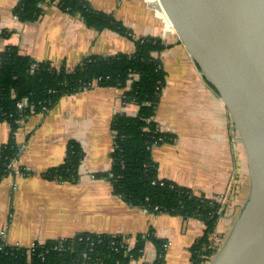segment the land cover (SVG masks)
Here are the masks:
<instances>
[{
	"label": "crops",
	"instance_id": "0c3cea01",
	"mask_svg": "<svg viewBox=\"0 0 264 264\" xmlns=\"http://www.w3.org/2000/svg\"><path fill=\"white\" fill-rule=\"evenodd\" d=\"M19 1L0 0V53L13 46L37 63L71 70L88 57L134 52L132 39L110 30L97 32L55 5L43 6L35 22H19L13 15ZM85 1L121 22L134 38L159 37L168 46L158 55L166 83L153 121L175 140L152 147V160L159 179L196 196L223 199L228 193L220 226L229 230L246 197L249 178L242 145L223 102L165 19L145 0ZM126 88L93 85L20 121L13 136L20 149L14 168L25 171L9 172L0 180V234L5 245L29 249L35 243L90 233L119 235L132 246L136 236L153 231L168 243L164 264H189L190 248L204 234L201 221L132 207L114 194L108 179L97 176L108 173L112 165L113 116L138 113L134 104L122 103ZM9 139L10 126L0 120V149ZM70 142L83 152L76 178H47L50 169L63 164ZM155 259L154 245L146 243L142 258L130 264H151Z\"/></svg>",
	"mask_w": 264,
	"mask_h": 264
},
{
	"label": "trees",
	"instance_id": "16d2710c",
	"mask_svg": "<svg viewBox=\"0 0 264 264\" xmlns=\"http://www.w3.org/2000/svg\"><path fill=\"white\" fill-rule=\"evenodd\" d=\"M49 5L80 17L87 27L97 32L110 30L132 39L134 52L88 57L71 70L37 63L13 46L0 53V120L10 126V139L0 149V180L10 172L7 166L18 153L13 136L20 121L30 112H39L44 107L50 109L61 97L89 89L94 82L101 87L126 88L130 76L136 75L137 80L124 90L122 102L137 106L138 113L113 116L112 165L108 173L97 176L108 179L114 194L132 207L156 215L165 213L201 221L205 226L204 234L191 246L189 264L209 263L218 250L212 239L216 236L218 221L225 214L228 193L220 203L159 179L151 156L152 147L175 140L173 134L160 132L153 121L166 83L158 55L168 46L159 37L134 38L121 22L93 10L85 0H20L13 15L22 23L35 22L42 15L43 6ZM24 98L27 106L21 109L18 104ZM67 146L63 164L50 169L45 174L47 178L61 181L76 178L83 152L75 142ZM125 239L119 235L83 233L72 239L35 243L29 249L2 246L0 242V264H130L142 258L146 243L154 245L156 251V259L151 264H164L168 243L158 239L153 231L136 236L129 250L125 248Z\"/></svg>",
	"mask_w": 264,
	"mask_h": 264
},
{
	"label": "water",
	"instance_id": "95a60500",
	"mask_svg": "<svg viewBox=\"0 0 264 264\" xmlns=\"http://www.w3.org/2000/svg\"><path fill=\"white\" fill-rule=\"evenodd\" d=\"M147 7L168 20L223 102L246 157V197L207 264H264V0H149Z\"/></svg>",
	"mask_w": 264,
	"mask_h": 264
},
{
	"label": "built area",
	"instance_id": "2783aa9c",
	"mask_svg": "<svg viewBox=\"0 0 264 264\" xmlns=\"http://www.w3.org/2000/svg\"><path fill=\"white\" fill-rule=\"evenodd\" d=\"M146 1V3H147V1H149V0H145ZM33 68H34V66H33ZM135 80H137V76L136 75H131L130 76V78H129V80L127 81V88L129 89V86L131 85V83L133 82V81H135ZM97 83L98 82H94L92 85H91V87L93 86V85H97ZM122 103H124V102H122ZM124 104H126V103H124ZM27 106V99L26 98H24L19 104H18V107L19 108H21V109H23V108H25ZM42 110H46V108L44 107V108H42ZM18 150H20V149H18ZM15 162H17V160H16V157L15 158H13L12 160H11V162L9 163V165L7 166V170H9L10 172H14L15 174H22V172L21 171H25L24 169H17V168H14V164H15ZM93 177V176H92ZM108 177L109 178H111V174H109L108 175ZM220 200H222V198H220ZM144 211H146L147 212V210H145V209H143ZM3 235V232L0 234V242L2 243L1 245L2 246H4L5 245V243L2 241V236ZM127 243V242H126ZM121 246H125V244L123 243H121L120 244ZM32 247H34V244L32 245ZM32 247H30V248H32ZM133 247V245L131 246V245H129L128 243H127V246H125V248H127V250H129V249H131Z\"/></svg>",
	"mask_w": 264,
	"mask_h": 264
},
{
	"label": "rangeland",
	"instance_id": "374dc122",
	"mask_svg": "<svg viewBox=\"0 0 264 264\" xmlns=\"http://www.w3.org/2000/svg\"><path fill=\"white\" fill-rule=\"evenodd\" d=\"M128 39V38H127ZM220 198H222V197H216V198H213V199H215L217 202H222V200H220ZM212 200V199H211ZM226 203H227V201H226ZM226 205H228V204H226ZM225 205V210L227 209V206ZM227 218V217H226ZM231 219V218H230ZM222 219H220L219 221H218V224H217V226H216V236L214 237V239H212L213 241H215V243L217 244V248H219L220 247V245L222 244V242H223V240H224V238H225V236H226V234H227V232H228V230L226 229V225H225V227H221L220 225L222 224V221H221ZM218 229L220 230V231H218ZM126 240V242L130 245V242H129V240L128 239H125Z\"/></svg>",
	"mask_w": 264,
	"mask_h": 264
},
{
	"label": "bare ground",
	"instance_id": "6f19581e",
	"mask_svg": "<svg viewBox=\"0 0 264 264\" xmlns=\"http://www.w3.org/2000/svg\"><path fill=\"white\" fill-rule=\"evenodd\" d=\"M155 2H157V0H155ZM159 8H160V7H159ZM159 11H160V9H159ZM167 22H168V20H167ZM168 25H170L169 22H168ZM169 27H170V26H169ZM170 29H171V31H173L171 27H170Z\"/></svg>",
	"mask_w": 264,
	"mask_h": 264
}]
</instances>
